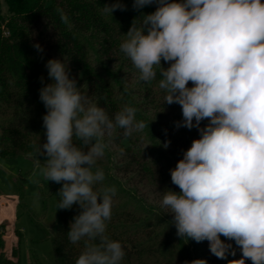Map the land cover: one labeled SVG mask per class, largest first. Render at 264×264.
<instances>
[{
	"label": "clouds",
	"instance_id": "9594fccd",
	"mask_svg": "<svg viewBox=\"0 0 264 264\" xmlns=\"http://www.w3.org/2000/svg\"><path fill=\"white\" fill-rule=\"evenodd\" d=\"M153 3L156 10L141 13L123 34L120 51L138 71V82L159 76L164 103L181 107L176 127L199 132L170 169L180 191H163L160 207L182 240H207L218 259L235 255L228 242L234 241L242 255L229 264H264V0H134L133 8ZM102 10L112 16L127 7L116 0ZM45 67L51 83L39 97L47 109L46 142L34 151L44 157L41 174L62 183L58 209H81L66 233L69 242L84 245L75 264H122L124 247L106 234L116 190L97 189L105 173L96 165L109 146L106 137L117 129L130 137L149 123L138 121V109L127 104L110 117L80 91L63 59H49Z\"/></svg>",
	"mask_w": 264,
	"mask_h": 264
},
{
	"label": "trees",
	"instance_id": "16d2710c",
	"mask_svg": "<svg viewBox=\"0 0 264 264\" xmlns=\"http://www.w3.org/2000/svg\"><path fill=\"white\" fill-rule=\"evenodd\" d=\"M4 2L7 12L0 0V157L37 156L34 146L46 142L42 118L47 109L39 97L40 89L51 83L45 65L49 59H63L69 63L70 75L77 79L80 91L103 106L110 117L127 104L138 109V121L149 123V128L130 137L123 135V129L106 137L109 146L96 165L105 173V180L97 189L116 190L106 234L124 247L122 264H191L196 259H204L207 264H229L240 259L242 253L234 241L228 242L235 255L218 259L211 254L207 240H182L170 223L172 216L160 207L163 191H180L171 182L170 169L199 138V132L196 128L176 127L175 122L183 119L182 110L178 104L164 103L159 76L151 83L138 82V71L120 51V44L126 39L123 34L133 20L141 13L154 12L157 5L136 10L134 0H120L127 10H116L111 16L102 9L116 0ZM58 9L68 16V24L61 21ZM4 30L10 34L5 36ZM35 44L41 45L43 52L37 51ZM161 64L164 68L169 66L163 60ZM207 122L202 121L201 127ZM165 141H170L167 149L161 146ZM61 187L62 183H57L53 191L57 217L49 235L56 264H75L84 245L72 244L66 233L81 209L78 205L58 209L61 197L57 193ZM24 195V185L18 180L20 202ZM10 244L4 224H0V264L1 249ZM246 264L252 262L248 260Z\"/></svg>",
	"mask_w": 264,
	"mask_h": 264
},
{
	"label": "rangeland",
	"instance_id": "374dc122",
	"mask_svg": "<svg viewBox=\"0 0 264 264\" xmlns=\"http://www.w3.org/2000/svg\"><path fill=\"white\" fill-rule=\"evenodd\" d=\"M4 12L7 6L2 0ZM35 162H40L36 164ZM44 157H0V224H4L7 242L1 249L3 264H56L51 230L57 217V183L40 172ZM18 180L24 185V198H18ZM223 237H221L222 239Z\"/></svg>",
	"mask_w": 264,
	"mask_h": 264
},
{
	"label": "crops",
	"instance_id": "0c3cea01",
	"mask_svg": "<svg viewBox=\"0 0 264 264\" xmlns=\"http://www.w3.org/2000/svg\"><path fill=\"white\" fill-rule=\"evenodd\" d=\"M0 202H1V205H4L5 203H8L5 199V197H0ZM11 245V244H10ZM12 246V245H11ZM3 257V256H2Z\"/></svg>",
	"mask_w": 264,
	"mask_h": 264
},
{
	"label": "built area",
	"instance_id": "2783aa9c",
	"mask_svg": "<svg viewBox=\"0 0 264 264\" xmlns=\"http://www.w3.org/2000/svg\"><path fill=\"white\" fill-rule=\"evenodd\" d=\"M10 33H9V31L8 30H4V35L5 36H8Z\"/></svg>",
	"mask_w": 264,
	"mask_h": 264
}]
</instances>
